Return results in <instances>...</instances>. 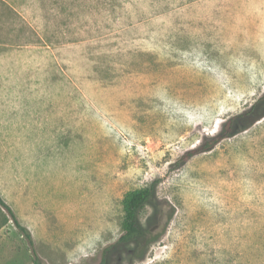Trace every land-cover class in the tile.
<instances>
[{
    "label": "rangeland",
    "instance_id": "obj_1",
    "mask_svg": "<svg viewBox=\"0 0 264 264\" xmlns=\"http://www.w3.org/2000/svg\"><path fill=\"white\" fill-rule=\"evenodd\" d=\"M0 196L43 264H264V0H0Z\"/></svg>",
    "mask_w": 264,
    "mask_h": 264
},
{
    "label": "trees",
    "instance_id": "obj_2",
    "mask_svg": "<svg viewBox=\"0 0 264 264\" xmlns=\"http://www.w3.org/2000/svg\"><path fill=\"white\" fill-rule=\"evenodd\" d=\"M254 107H252L246 114L252 113V110ZM245 115L242 114L239 116ZM236 117H231L228 120H226L222 125V130L217 135L211 137L210 139L206 140L202 145L194 148L191 151H188L184 155V160H188L190 157H192L194 154L201 152L203 150L209 151L212 149L219 141L222 139L231 136L234 125H235ZM154 191L151 187H143L139 189H134L128 191L123 199V211H124V218L122 221V235L120 236L118 242L119 243H127L130 241H133L137 239L140 235V227H139V213L141 209L144 207V205L150 201L153 197ZM0 205H2L10 215L11 220L13 221L16 229L25 237L28 244L32 248V254H33V261L34 264H43V261L38 256L34 249V241L32 238V235L30 231L25 227L13 211V209L5 203V201L0 196ZM109 249L106 250V254ZM106 258L103 257L100 264H106Z\"/></svg>",
    "mask_w": 264,
    "mask_h": 264
}]
</instances>
